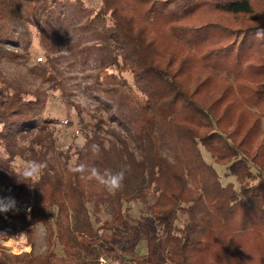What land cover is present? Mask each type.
<instances>
[{"label": "trees", "instance_id": "1", "mask_svg": "<svg viewBox=\"0 0 264 264\" xmlns=\"http://www.w3.org/2000/svg\"><path fill=\"white\" fill-rule=\"evenodd\" d=\"M40 1L0 0V62L16 56L7 47L14 33L29 51ZM174 5L101 0L89 18L108 52L97 79L113 76L129 94L120 104L131 103L132 116L112 115L127 135L92 115L84 143L60 149L48 97L0 69V198L14 202L0 211V230L6 218L30 235L40 222L45 228L44 252L15 255L14 264H160V257L190 264L198 252L211 264H264V40L255 36L264 28V0ZM53 27L42 40L55 51L67 37ZM68 105L84 120L88 112ZM202 149L230 169L238 186L222 182ZM19 161L27 167L18 169ZM33 161L42 170L26 179ZM80 165L85 171L74 172ZM92 169L123 171V187L107 191L90 178ZM140 201L159 234L142 236L145 256H126L131 250L112 230L128 223L130 206Z\"/></svg>", "mask_w": 264, "mask_h": 264}, {"label": "rangeland", "instance_id": "2", "mask_svg": "<svg viewBox=\"0 0 264 264\" xmlns=\"http://www.w3.org/2000/svg\"><path fill=\"white\" fill-rule=\"evenodd\" d=\"M193 0H175L177 9L182 10L190 6ZM101 6V0H41L37 5L39 18L29 23L32 45L28 52H23L21 42L16 34L13 41L7 45L8 50L16 54L13 58H5L0 62V69L9 79L30 87L34 92L48 97L46 115L59 120L57 126V143L60 149L66 150L69 144L82 145L85 141L82 130L93 125L92 115H100L108 121L109 125L127 135L120 120L112 115L121 112L125 117L132 116V104H120L126 99L128 93L125 88L121 90L120 84L110 76L105 81L97 79L99 66L108 58V52L101 45L102 30L88 23L89 18ZM54 25L61 28L66 35V43L61 48L53 51L43 43L42 37L49 40L55 29ZM47 28V29H46ZM114 68V67H113ZM109 74L114 73V69ZM128 83L134 84L130 74H124ZM125 92V93H124ZM67 101L81 106L84 120H80L73 105L66 106ZM64 103V104H63ZM72 107V108H69ZM90 116V117H89ZM87 125V126H86ZM132 142V141H131ZM132 148L133 145L131 144ZM257 144L252 148L255 151ZM205 161L213 166L222 178V182H234L235 176L228 167L216 164L211 155L202 149ZM18 169H25L27 165L21 161ZM256 173V170L253 168ZM3 199V198H0ZM104 219L110 217L103 212ZM6 220V227L0 231L8 233L10 245L0 243V257L7 256L6 264H14L15 255L24 256L32 252L39 256L45 250V228L40 222L33 227L30 235L23 229L18 220ZM151 215L146 211L142 201L129 208L128 223L115 227L112 232L120 239L125 249L131 254L145 256L148 253L147 245L142 237L148 234L150 240L156 235L157 226L151 223ZM2 227V223L0 224ZM154 228L155 232H153ZM144 229L145 233H142ZM158 248L157 245H155ZM57 254L62 251L57 248ZM160 264H170L165 258L160 257ZM112 261H110L111 263ZM121 259L111 264H121ZM101 259V264H110ZM190 264H211L207 253H196Z\"/></svg>", "mask_w": 264, "mask_h": 264}, {"label": "clouds", "instance_id": "3", "mask_svg": "<svg viewBox=\"0 0 264 264\" xmlns=\"http://www.w3.org/2000/svg\"><path fill=\"white\" fill-rule=\"evenodd\" d=\"M256 39L264 40V28L257 30ZM42 165L38 162L33 161L29 167V170L24 173L25 178H31L32 176L38 174L42 170ZM74 172H84L85 166L80 165L73 169ZM90 178H94L98 181L109 192H116L123 187V181L125 174L123 171L113 172L109 169H106L103 173L99 172L96 169H92L90 173ZM14 206V202L11 197L0 199V211L7 212Z\"/></svg>", "mask_w": 264, "mask_h": 264}, {"label": "bare ground", "instance_id": "4", "mask_svg": "<svg viewBox=\"0 0 264 264\" xmlns=\"http://www.w3.org/2000/svg\"><path fill=\"white\" fill-rule=\"evenodd\" d=\"M0 243L4 245H10L11 239L9 238V235L5 231H0Z\"/></svg>", "mask_w": 264, "mask_h": 264}, {"label": "built area", "instance_id": "5", "mask_svg": "<svg viewBox=\"0 0 264 264\" xmlns=\"http://www.w3.org/2000/svg\"><path fill=\"white\" fill-rule=\"evenodd\" d=\"M28 210H30V208Z\"/></svg>", "mask_w": 264, "mask_h": 264}]
</instances>
